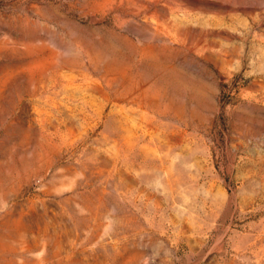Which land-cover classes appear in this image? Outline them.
<instances>
[{
    "label": "rangeland",
    "instance_id": "1",
    "mask_svg": "<svg viewBox=\"0 0 264 264\" xmlns=\"http://www.w3.org/2000/svg\"><path fill=\"white\" fill-rule=\"evenodd\" d=\"M0 264H264V0H0Z\"/></svg>",
    "mask_w": 264,
    "mask_h": 264
}]
</instances>
